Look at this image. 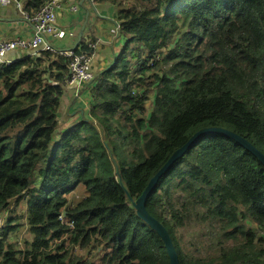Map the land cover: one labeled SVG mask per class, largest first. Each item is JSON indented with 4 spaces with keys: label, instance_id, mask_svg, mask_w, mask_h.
<instances>
[{
    "label": "trees",
    "instance_id": "obj_1",
    "mask_svg": "<svg viewBox=\"0 0 264 264\" xmlns=\"http://www.w3.org/2000/svg\"><path fill=\"white\" fill-rule=\"evenodd\" d=\"M16 1L33 14L52 0ZM111 2V54L80 89L88 110L73 121H59L68 57L0 62V264H170L133 204L203 130L213 132L158 178L145 209L178 264H264V165L214 132L264 156V0ZM71 49L91 52L83 41ZM21 221L22 251L8 243Z\"/></svg>",
    "mask_w": 264,
    "mask_h": 264
},
{
    "label": "crops",
    "instance_id": "obj_2",
    "mask_svg": "<svg viewBox=\"0 0 264 264\" xmlns=\"http://www.w3.org/2000/svg\"><path fill=\"white\" fill-rule=\"evenodd\" d=\"M73 7L76 8V11L72 10ZM55 11L57 26L74 34L73 38L62 40V48L59 49L72 48L79 39V43L92 40L95 44V50L92 53L93 70L97 69L94 64L97 60L101 61V56H103V59L110 57L112 37L116 34L115 23H117V9L111 0H100L97 2L94 0L91 2L88 0H58L55 4ZM32 31L31 24L22 18L21 12L17 7H0V42L13 40L18 37L29 38L32 35ZM27 55L32 54L30 51L15 50L8 53L5 59L6 61H13ZM104 66H106V63ZM85 94L87 93H82V95ZM77 97L79 96H75L73 88L66 86L59 109V121L61 124L70 122L75 115L73 110L84 102V100L79 98L72 103ZM60 116H62V120Z\"/></svg>",
    "mask_w": 264,
    "mask_h": 264
},
{
    "label": "built area",
    "instance_id": "obj_3",
    "mask_svg": "<svg viewBox=\"0 0 264 264\" xmlns=\"http://www.w3.org/2000/svg\"><path fill=\"white\" fill-rule=\"evenodd\" d=\"M91 2L92 0H88ZM58 0H52L45 3L36 13H29L24 10V4L16 0H0V7H17L23 19L28 21L32 26V35L29 38L18 37L9 41L0 42V62L6 61L5 56L15 50L30 51L32 55H37L41 51L58 54L68 57L69 75L67 76V86L73 88L75 96L79 94L84 84L92 80L94 73L92 70V54L95 50V44L87 40L85 44L90 49V53H74L71 48H62L61 41L66 38H73L74 34L60 29L57 22L55 4ZM76 11V8H72ZM115 30H118V24L115 23ZM58 48H57V47ZM0 222L1 219H0Z\"/></svg>",
    "mask_w": 264,
    "mask_h": 264
},
{
    "label": "water",
    "instance_id": "obj_4",
    "mask_svg": "<svg viewBox=\"0 0 264 264\" xmlns=\"http://www.w3.org/2000/svg\"><path fill=\"white\" fill-rule=\"evenodd\" d=\"M79 41H80V39L77 40L74 47H76L79 44ZM209 132H213V131L212 130H203V131L197 132L195 135L192 136V138L189 140L188 144L185 147L177 150L171 156V158L166 162V164L161 168V170L154 177H152L150 179V181L148 182V184H147L146 188L144 189V191L142 192V194L139 196V198H137V200L133 204V206L136 210L137 216L141 220L146 222L158 234V236L160 237V239L164 243V246H165V248L168 252V255H169L170 264H178V259H177L176 254H175V250L172 246L171 239H170L167 231L165 230V228L158 221H156L155 219H153L151 216L148 215V213L145 209V201L148 198L151 190L156 185L158 178L171 166V164L179 156L182 155V153L184 152L186 147H188L190 144H192L196 139L200 138L201 136H203ZM214 132L223 134L225 136H228V137L234 139L239 144H241L246 149H248L260 161V163L264 165V156L260 152H258L256 149H254L245 140H243V139H241V138H239V137H237L231 133L225 132L224 130H221V129L214 130Z\"/></svg>",
    "mask_w": 264,
    "mask_h": 264
},
{
    "label": "rangeland",
    "instance_id": "obj_5",
    "mask_svg": "<svg viewBox=\"0 0 264 264\" xmlns=\"http://www.w3.org/2000/svg\"><path fill=\"white\" fill-rule=\"evenodd\" d=\"M113 38V37H112ZM109 56V55H107ZM108 58V57H107ZM103 56H101V61H96L94 66H97V69L104 67L105 63H107V59H103ZM99 66V67H98ZM94 68V67H93ZM97 69H94L93 71L95 72ZM87 93V92H86ZM88 94V93H87ZM87 94L82 95V94H78L79 97L75 98L74 100H78L79 98H81L82 100H84V102L80 103L78 107H76L73 111L75 112L74 117L70 120L73 121L76 118V113H79V111L81 112H87L88 110V104H89V95H88V99H87ZM88 102V103H87ZM77 110V111H76ZM61 120H62V116H60ZM72 199H77L78 195L77 192H75L73 195H71ZM16 210V214L17 215H21L23 216L24 214V209H23V204L20 203L18 206H16L15 208ZM6 212H0V219L2 222H0V227L4 225V223L6 222ZM21 223L23 224L24 222L21 221ZM183 235L186 239H191L193 240L194 237L191 235L189 236V233L187 232H183ZM30 235L28 233V227L27 225L23 224L20 229L14 233L9 235L8 237V243L14 246V249L16 250H20L22 251L24 249V243L28 240H30ZM87 249L85 250H81L79 248H75L73 250V255L74 256H78V257H86L87 255H90V252ZM93 254V253H92ZM90 260L92 262H97L98 261V257L97 256H90Z\"/></svg>",
    "mask_w": 264,
    "mask_h": 264
}]
</instances>
